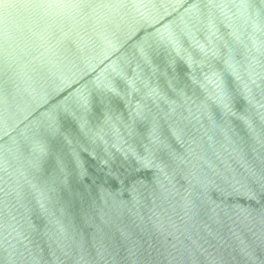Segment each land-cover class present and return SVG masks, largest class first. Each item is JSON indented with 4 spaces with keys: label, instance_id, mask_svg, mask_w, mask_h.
I'll return each instance as SVG.
<instances>
[{
    "label": "water",
    "instance_id": "1",
    "mask_svg": "<svg viewBox=\"0 0 264 264\" xmlns=\"http://www.w3.org/2000/svg\"><path fill=\"white\" fill-rule=\"evenodd\" d=\"M0 264H264V0H0Z\"/></svg>",
    "mask_w": 264,
    "mask_h": 264
}]
</instances>
